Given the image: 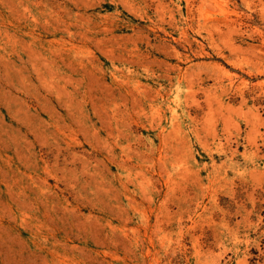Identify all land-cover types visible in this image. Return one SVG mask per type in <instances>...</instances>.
I'll list each match as a JSON object with an SVG mask.
<instances>
[{
	"label": "rangeland",
	"instance_id": "1",
	"mask_svg": "<svg viewBox=\"0 0 264 264\" xmlns=\"http://www.w3.org/2000/svg\"><path fill=\"white\" fill-rule=\"evenodd\" d=\"M0 264H264V0H0Z\"/></svg>",
	"mask_w": 264,
	"mask_h": 264
},
{
	"label": "bare ground",
	"instance_id": "2",
	"mask_svg": "<svg viewBox=\"0 0 264 264\" xmlns=\"http://www.w3.org/2000/svg\"><path fill=\"white\" fill-rule=\"evenodd\" d=\"M224 19H226V18H224ZM227 19H228V18H227ZM233 22H235V21H233ZM224 23H225V22H224ZM224 23H223V24H224ZM230 24H231V23H230ZM226 25H227V24H226ZM227 26H228V25H227ZM232 29L234 30V28H232Z\"/></svg>",
	"mask_w": 264,
	"mask_h": 264
}]
</instances>
